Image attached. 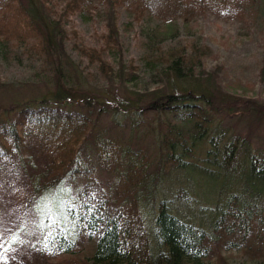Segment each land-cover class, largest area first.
<instances>
[{
  "label": "trees",
  "instance_id": "16d2710c",
  "mask_svg": "<svg viewBox=\"0 0 264 264\" xmlns=\"http://www.w3.org/2000/svg\"><path fill=\"white\" fill-rule=\"evenodd\" d=\"M250 1L39 0L43 14L38 15L37 8L25 6L22 0H0V53L15 60L21 53L33 64L41 60L47 69L51 61L55 71L51 97L49 90L37 102L13 101L0 107V226L7 228L3 234L13 228L29 229L26 226L33 218L37 223L48 220L40 211L36 214L43 203L59 209L58 213L47 209L55 212L58 224L39 231L33 244L17 245L22 254L12 258L14 263L0 257V264H232L224 255L227 251L246 255L249 264H264V196L244 200L243 190L232 192L215 204L216 215L208 230L185 221L158 197L154 187L159 178L148 180L144 150L122 147L94 134V123L103 110L62 81V52L52 45L53 37L70 36L79 58L94 68L109 89L120 93L121 102L111 104L129 125L148 114L157 120L164 117L170 128L175 121L187 125L178 132L168 128L159 140L167 154L165 170L175 172L182 157L193 161L194 150L206 146L205 155L216 153L220 167L240 182L243 174L264 180V153L252 151L250 139L223 131L205 138L210 115L228 120L246 115L259 122L264 102L233 96L211 71L203 78L208 48L193 40L167 49L149 48L143 61L152 86L145 92L134 89L139 68L119 58L122 44L116 27V18L123 12L133 23L152 19L161 28L190 29L207 13L238 17ZM97 8L105 12V29L95 34L96 46H88L70 18ZM64 25L69 31H63ZM56 26L61 31L52 34ZM46 28L50 35L44 33ZM260 61L264 76V42ZM124 67L129 69L128 77L123 76ZM96 170L112 180L102 186ZM77 179L83 183L75 188ZM69 183L74 187L69 191L71 199L56 195ZM181 183L176 185L177 195L184 197L189 188ZM144 201L157 202L149 231L141 212Z\"/></svg>",
  "mask_w": 264,
  "mask_h": 264
},
{
  "label": "rangeland",
  "instance_id": "374dc122",
  "mask_svg": "<svg viewBox=\"0 0 264 264\" xmlns=\"http://www.w3.org/2000/svg\"><path fill=\"white\" fill-rule=\"evenodd\" d=\"M22 2L27 7L32 5L33 8H37L40 11L37 12L38 15L43 14L39 0H22ZM96 10V12L92 10L91 13L75 15L70 18L81 42L88 46H96L95 34H101L105 29V12L101 8ZM131 18V16L119 12V16L116 18V27L122 44L119 58L124 64L130 60L134 66L139 68L136 73V83L133 85L134 89H141L145 92L152 86V79L144 70L143 61V56L149 52V48L159 45L163 49H167L193 40L200 46L205 45L208 48L205 51L208 55L205 68L202 67L204 68L202 69L203 78L211 71L213 72L212 77H216L217 83L224 84L226 91L233 96L264 102V76L260 74V48L264 42V0H251L249 4L245 3L243 12L238 17H217L212 13H207L197 19L190 29H181L180 26H176L175 29L171 26L161 28L152 19L133 23ZM62 28H64L63 31H69L68 25H64ZM163 29H167V32H163ZM58 31L61 30L56 26L55 30L52 29V34H56ZM44 33L50 35V29ZM66 38V40L60 39L59 36L52 38V45L56 46V51L62 52L60 64L63 75L60 77L62 81L66 80L73 91L79 93L78 95L89 98L88 100L96 108L98 103L100 104L103 112H100L99 119H96L94 123V134L109 137L122 147L144 150L147 178L150 181L154 176L159 178L157 186L154 188L156 192H159L158 197L166 201V205L173 206L174 213L185 221L200 225L203 229L208 230L216 215L213 212L215 204L225 201L232 192L238 193L243 190L244 200L252 199L256 195L260 198L264 196L263 179L253 174H243L241 185L236 175L220 167V160L216 157V153L205 155L206 146L194 150L193 161H191L192 159L182 160V157L180 159L181 167L175 172L165 170L167 154L163 147H160L159 140L168 128L178 132L179 127L183 128L187 125L182 121H175L170 128L164 117L160 116V119L157 120L153 114L141 117L138 123L132 118L134 124L129 125V121L122 119L123 113H118L117 108H113L114 105L111 104L112 102H121L120 93L108 88L96 74L94 68L89 66L85 60L80 59L72 50L71 43L73 41L68 34ZM17 55H19L18 59L15 60V58L5 57L0 53V107H5L13 101L35 100L37 102L45 98L49 90L50 97L53 93L51 90H53L55 71L51 61L50 67L47 69V67L42 68L41 60L33 64L21 53H17ZM123 72V76L128 77L129 69L127 67H124ZM116 82L117 80H115ZM43 83H50V86ZM210 118L207 132L205 130V138H209L212 133L219 131H223L225 134L233 133L240 138L250 139L252 151L264 153V117L259 122L246 115L241 119L238 117L231 120L225 119L222 115H210ZM168 119L170 118L168 117ZM116 122L118 124H115ZM96 178L104 186L113 177L96 170ZM181 182L186 183L189 188L186 189L188 195L184 194L187 199L177 195L179 188L176 185L179 183L182 185ZM82 183L81 179L73 182L75 188ZM73 188L70 183L63 185L58 189L56 195L71 199L69 191ZM168 188H173V192L167 191ZM155 203L149 204L144 201L141 206L145 227L148 231L151 227L150 217L154 213L152 211L156 207ZM38 208L36 214L40 211L42 217H47L48 220L37 223L33 218L26 226L29 229L21 228V231H17L19 229L17 228L12 231L13 228L5 234L3 231L7 228L0 226L1 258H6L10 263H14L12 258L14 256L19 258V255L22 254L17 249V245L25 247L33 244L39 231L51 230V223L58 224L55 223V212H47V209L55 208L48 207L44 203ZM55 210L58 213L59 209ZM224 255L232 264L250 263L246 255L236 251H227ZM33 263L35 262L33 261Z\"/></svg>",
  "mask_w": 264,
  "mask_h": 264
}]
</instances>
